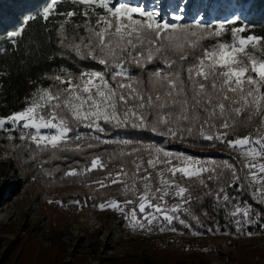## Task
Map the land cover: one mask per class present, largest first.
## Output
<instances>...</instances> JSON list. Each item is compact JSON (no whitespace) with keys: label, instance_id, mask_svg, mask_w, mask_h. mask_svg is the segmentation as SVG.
Here are the masks:
<instances>
[{"label":"snow or ice","instance_id":"snow-or-ice-1","mask_svg":"<svg viewBox=\"0 0 264 264\" xmlns=\"http://www.w3.org/2000/svg\"><path fill=\"white\" fill-rule=\"evenodd\" d=\"M58 5L71 7L57 11ZM38 18L55 27L59 50L48 59H72L79 70L61 66L44 74L41 79L50 81L48 86L37 85L21 110L0 115V131L9 141L18 130L25 147L31 151L35 145L34 160L43 153L60 160L68 159L67 153L83 155L88 149L115 145L106 153L107 161L101 155L86 157L90 163L79 170L69 165L61 179L107 170L119 161L93 183L100 188L121 185L122 202L112 198L98 207L123 215L133 231L150 233L155 226L160 232H176L174 221L191 229L182 215L203 227L192 204L206 197H214L213 210L223 208L237 233L255 222L251 206L234 203L227 189H251L264 204V36L250 32L239 16L215 25L199 20L190 24L179 23V15L172 17L175 22L161 19L158 11L128 0H46L38 16H25L7 33L10 43L17 45V38ZM84 61L102 67H80ZM121 129L146 130L167 140H203L213 147L219 142L238 152L243 163L238 170L229 160H202L156 143L107 138ZM47 162H41V170L52 176L43 169Z\"/></svg>","mask_w":264,"mask_h":264},{"label":"rangeland","instance_id":"rangeland-1","mask_svg":"<svg viewBox=\"0 0 264 264\" xmlns=\"http://www.w3.org/2000/svg\"><path fill=\"white\" fill-rule=\"evenodd\" d=\"M128 2L142 5L145 10L158 11L161 19L170 22H175L172 21L174 15L184 18L187 14H195L196 21L199 20L205 25H215L219 21L236 16L243 21L248 15V2L241 0H188V2L128 0ZM73 19L80 21L82 18ZM182 20L179 23H183ZM84 62L95 64L90 61ZM138 72L139 70H133L134 74ZM81 131L88 130L82 128ZM11 135L13 140L9 141L7 135L0 131V264H139L144 256L149 255L155 256L165 264H173L176 260L182 264H197L200 259L207 257L186 254L185 250L192 245L198 248L200 240L206 237V234L193 236L191 232L195 230L192 227L184 228L178 221H174L176 232H160L155 226L150 233L140 229L133 231L128 227L124 216L117 211L100 210L98 207L100 203L95 201L96 196L92 193L99 187L93 183L99 178L88 179L93 177L92 172L84 177L61 179L69 165L79 170V167L86 163L77 159H86L90 156L67 153L68 159L49 160L50 154L43 153L38 154L34 160L32 154L35 145H30V151L25 147L27 142L19 139L18 130ZM154 135L155 139L148 143L162 145L173 152H184L202 160H229L236 164L238 170L243 163L238 152L219 142L213 147V142L193 141L191 138L183 141L167 140L165 137ZM42 161H48L43 163V169L53 172L52 176L44 175L40 167ZM57 167L60 168L58 172L54 171ZM36 175L43 181H38ZM18 180L23 181V188L9 199L7 187ZM120 187L121 185L107 192V200L112 199L110 198L112 191L117 190L120 194ZM237 189L238 185L234 196L236 202L242 207L245 202L251 206L250 219L255 222L244 224L242 233L236 232L237 226L233 222L234 230L219 232L213 230L211 236L233 240L264 237V204H260L253 197L251 189L248 191ZM65 194L66 196H63ZM86 194L90 195V200L84 201ZM79 196L82 199L78 200ZM120 196L125 199L122 194ZM50 200L61 201V204L49 203ZM73 201H80V204L77 205ZM181 218L190 224L189 217L182 215ZM237 218L243 220L242 216ZM249 232L253 235H247ZM198 251L200 253L202 250L199 248ZM213 261L222 264L224 258H214ZM257 262L264 264V259Z\"/></svg>","mask_w":264,"mask_h":264},{"label":"trees","instance_id":"trees-1","mask_svg":"<svg viewBox=\"0 0 264 264\" xmlns=\"http://www.w3.org/2000/svg\"><path fill=\"white\" fill-rule=\"evenodd\" d=\"M248 2L247 16L245 20L240 22L247 25L249 31L264 36V0H241ZM46 0H0V48L5 49L0 52V71L5 75L0 76V115H8L12 111L21 110L24 107L25 97L35 89L37 85L48 86L51 82L43 80L41 77L44 74H51L59 67H68L71 70H79L71 59H63L57 56L54 60H49L48 57L57 52L58 41L55 35V27L38 18L36 21L30 22L22 37L17 38V45H12L7 39V33L14 31L19 27V22L27 15H37L45 6ZM71 5H58L57 11L68 10ZM75 18V17H74ZM82 18V17H81ZM50 19H53L50 17ZM61 19V17H55ZM183 23H195V14H187L184 16ZM44 25H47L50 32L44 31ZM49 37L51 38L49 40ZM29 38L32 43L29 44ZM81 67H95L96 64H88L80 62ZM35 81L36 83H30ZM249 131H251L249 129ZM122 137L132 140H139L144 143L151 142L155 139L154 133L146 130L121 129L112 132V135L107 138ZM116 148L115 145H101L99 148L88 149L82 156L101 155L102 159L107 161L106 153L112 152ZM72 159V158H71ZM80 162L90 163L87 159L79 158ZM119 161H114L109 165L107 170H93L92 176L88 179H101L107 171L112 170L114 166H118ZM94 178V179H92ZM36 179L40 182L41 177L36 175ZM119 185H110L106 188H96L93 194L97 203L107 200V192H110ZM210 187L216 188L215 184L210 183ZM23 188V181H15L11 186L8 185L9 199L16 196ZM237 185L227 189L230 197H234L237 193ZM121 194V193H120ZM118 194L117 190L110 194V198H115L122 201L123 198ZM199 192H194L193 195H199ZM63 196H66L63 195ZM89 194H86L84 201L89 199ZM235 198V197H234ZM82 199L81 196L78 200ZM90 200V199H89ZM236 202V199L233 201ZM215 204L214 197H206L201 203L195 201L192 204L194 213L200 217L203 227L197 225L195 221L189 220L192 228L195 231L206 234L199 244L198 248L191 246L185 250L188 256H207L199 260L197 264H216L214 258H224L222 264H259L257 260L264 259V237L243 238L242 240L227 239L224 237L211 236L207 231L208 228L215 230L219 226L220 231L234 230L233 222L226 217L225 210L220 208L213 210ZM207 211L208 216L205 217L203 212ZM184 217H188L183 215ZM187 219V218H186ZM233 219V218H231ZM199 248L202 250L199 253ZM207 249V251H205ZM256 256V257H255ZM139 264H165L160 262L155 256H144L139 261ZM173 264H182L176 260Z\"/></svg>","mask_w":264,"mask_h":264},{"label":"bare ground","instance_id":"bare-ground-1","mask_svg":"<svg viewBox=\"0 0 264 264\" xmlns=\"http://www.w3.org/2000/svg\"><path fill=\"white\" fill-rule=\"evenodd\" d=\"M187 2H188V0H187Z\"/></svg>","mask_w":264,"mask_h":264}]
</instances>
